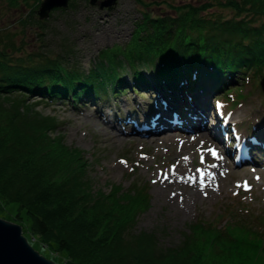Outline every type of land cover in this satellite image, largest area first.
I'll return each instance as SVG.
<instances>
[{
  "label": "trees",
  "instance_id": "obj_1",
  "mask_svg": "<svg viewBox=\"0 0 264 264\" xmlns=\"http://www.w3.org/2000/svg\"><path fill=\"white\" fill-rule=\"evenodd\" d=\"M8 2L29 7L20 18L22 25L33 19L44 28L46 20L35 15L40 0ZM214 4L229 8L232 15L209 11ZM170 6L173 15L143 11L136 29L145 30L139 53L156 67L146 77L134 66L133 88L146 84L157 89L185 115L187 96L207 108L211 94L228 92L238 75L264 79V0ZM21 51L15 34L2 30L0 211L21 224L34 247L54 260L50 255L58 253L63 264H264V217L246 206L217 212L210 220L195 218L177 243H162L155 229L133 231L137 214L149 205L147 185L95 188L82 149L66 144L57 117L36 107L39 100L98 98L126 79H109L106 67L98 65L85 71L64 66V52Z\"/></svg>",
  "mask_w": 264,
  "mask_h": 264
},
{
  "label": "rangeland",
  "instance_id": "obj_2",
  "mask_svg": "<svg viewBox=\"0 0 264 264\" xmlns=\"http://www.w3.org/2000/svg\"><path fill=\"white\" fill-rule=\"evenodd\" d=\"M204 1L207 0H116L111 8H100L89 0H72L71 5L50 10L44 18V28H39L33 19L22 25L20 18L26 17L27 5L0 0V32H13L23 55L27 51L64 52V66L85 71L98 65L106 67L109 79L116 75L126 79L121 87L100 92L98 98L39 100L36 107L57 117L66 144L82 149L95 188L108 190L112 183L123 188L133 182L147 185L149 205L137 214L132 230L155 229L164 244L177 243L195 218L210 220L230 207L235 210L246 206L251 214L264 217V155L244 156L240 147L242 138L251 135L252 125L257 131L264 129V79H254L249 73L238 75L228 92L211 94L206 110L192 111L196 114L189 116L193 126L174 132H162L160 123L174 116L178 103L167 98L163 105L160 92L146 84L133 88L134 66L141 68L146 77L156 67L153 61L141 59L139 53L145 30L136 29L143 11L173 15L170 4L197 5ZM212 10L232 15L229 8L216 4L209 11ZM133 54L136 57L132 59ZM28 97L31 101L35 96ZM192 98H186L191 107L195 100ZM154 121L158 123L153 126ZM257 135L264 139L262 134ZM212 147L218 150L215 157ZM219 151L227 158V165L215 169L212 162ZM205 176L211 179L194 194L191 187L201 185L199 181ZM0 216L10 219L4 211ZM223 220L224 217L221 223ZM34 245L38 251L41 249ZM57 255L50 256L62 263Z\"/></svg>",
  "mask_w": 264,
  "mask_h": 264
},
{
  "label": "water",
  "instance_id": "obj_3",
  "mask_svg": "<svg viewBox=\"0 0 264 264\" xmlns=\"http://www.w3.org/2000/svg\"><path fill=\"white\" fill-rule=\"evenodd\" d=\"M69 0H40L37 15L44 18L54 7H65ZM100 8H111L116 0H89ZM0 264H63L34 248L22 232L20 223L0 216Z\"/></svg>",
  "mask_w": 264,
  "mask_h": 264
},
{
  "label": "bare ground",
  "instance_id": "obj_4",
  "mask_svg": "<svg viewBox=\"0 0 264 264\" xmlns=\"http://www.w3.org/2000/svg\"><path fill=\"white\" fill-rule=\"evenodd\" d=\"M113 124V123H112ZM106 133V132H105ZM112 133V132H111ZM106 134H108V133H106ZM113 135H114V133H112ZM117 134V133H116ZM119 137V136H118ZM116 138V137H115ZM120 138V137H119ZM216 160H215V162H212V164L214 165V168L215 169H218V168H220V165H227V158L224 156V154H222V152L221 151H219V153H218V155H217V158H215ZM213 167H212V169H214ZM214 173V172H213ZM180 174H182L181 175V177H182V179L185 177V173L184 172H182V173H180ZM208 175V174H207ZM179 176V175H178ZM211 176V175H210ZM180 177V176H179ZM178 177V178H179ZM169 178V177H168ZM187 178V177H186ZM195 181H197V179L196 178H193ZM205 183L204 184H202V183H200L201 185H199V184H196V185H194V186H192L191 188H192V191H193V193L195 194V193H199L200 192V188L201 187H204V186H206L207 185V183L209 182V180L211 179V178H209V177H207V176H205ZM203 179V180H204ZM165 186L166 185H168L167 183H165L164 184Z\"/></svg>",
  "mask_w": 264,
  "mask_h": 264
},
{
  "label": "snow or ice",
  "instance_id": "obj_5",
  "mask_svg": "<svg viewBox=\"0 0 264 264\" xmlns=\"http://www.w3.org/2000/svg\"><path fill=\"white\" fill-rule=\"evenodd\" d=\"M215 154V153H214ZM165 178H167V177H165ZM245 188L247 189V185L245 184Z\"/></svg>",
  "mask_w": 264,
  "mask_h": 264
}]
</instances>
